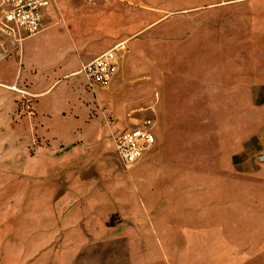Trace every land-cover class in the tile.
<instances>
[{"label":"crops","instance_id":"obj_1","mask_svg":"<svg viewBox=\"0 0 264 264\" xmlns=\"http://www.w3.org/2000/svg\"><path fill=\"white\" fill-rule=\"evenodd\" d=\"M28 38L18 44L0 26V171H19L22 182H29L33 245H53L47 249L53 256L62 251L59 258L48 257V264H150L144 245H189L192 264L220 258L230 264L236 256L247 264L264 256V79L250 89L248 104L241 91L236 102L237 96L224 103L253 111L246 119L252 130L238 135L225 151L229 176L199 179L191 172L174 178V189H168L166 177L147 160L155 147L130 169L115 147L123 131L148 118L157 124L155 110L146 116L135 110L127 114L126 101L116 99L118 115L106 123L101 117L90 120L94 111L100 116L106 101L88 92V82L87 88L48 82L63 74L52 67L60 56L54 53L46 61L51 68L43 69L44 62L26 56ZM22 44L24 79L35 82L31 90L36 91L24 90L33 96L28 101L8 89L21 81V73L17 61L7 58ZM98 55L78 70L80 59L72 58L76 65L67 72L85 77L82 67ZM34 66L39 68L35 75ZM24 122L29 131L20 126Z\"/></svg>","mask_w":264,"mask_h":264},{"label":"rangeland","instance_id":"obj_2","mask_svg":"<svg viewBox=\"0 0 264 264\" xmlns=\"http://www.w3.org/2000/svg\"><path fill=\"white\" fill-rule=\"evenodd\" d=\"M118 42L126 46L122 67L108 89H89L82 74L67 72L76 65L72 58L80 59L78 70ZM22 46L7 58L17 61L22 82L9 83L8 89L28 101L33 96L12 89L36 92L31 90L35 82L24 79ZM24 46L26 56L44 62L45 70L52 66L48 58L60 56L52 67L63 74L48 82L85 86L95 99L106 101L100 116L94 111L90 120L101 117L106 123L118 115L116 99L126 101L127 114L135 110L146 116L153 108L157 145L147 160L174 189V178L191 172L199 179L229 176L225 151L252 130L246 120L253 115L250 106L224 103L237 96L236 102L239 91L244 98L264 79V0H54L42 30ZM30 71L35 75L39 68ZM20 124L29 131L26 122ZM31 199L29 182H22L19 171H0V264H48V257L62 253L48 254L53 245H33ZM144 246L150 264H192L189 245ZM65 255L72 258L73 252ZM240 262L245 260L239 256L230 260ZM214 264H228V259ZM247 264H264V256Z\"/></svg>","mask_w":264,"mask_h":264},{"label":"built area","instance_id":"obj_3","mask_svg":"<svg viewBox=\"0 0 264 264\" xmlns=\"http://www.w3.org/2000/svg\"><path fill=\"white\" fill-rule=\"evenodd\" d=\"M86 1L96 4L109 0ZM51 3L52 0H1L0 26L20 44L42 30L44 13ZM125 48V42H120L82 67L81 72L91 88H109L112 85L120 71L121 54ZM12 89L27 94L16 85ZM155 126L156 120L148 118L115 138L117 156L126 168H132L146 153L154 149L157 141Z\"/></svg>","mask_w":264,"mask_h":264}]
</instances>
